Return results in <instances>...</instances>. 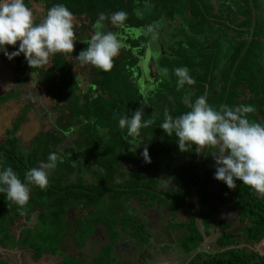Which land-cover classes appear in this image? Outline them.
<instances>
[{"label": "trees", "instance_id": "1", "mask_svg": "<svg viewBox=\"0 0 264 264\" xmlns=\"http://www.w3.org/2000/svg\"><path fill=\"white\" fill-rule=\"evenodd\" d=\"M39 1L47 9L56 4L65 5L78 21L79 30L84 29V23H95L99 13L110 17L118 11L126 12L125 27L116 29L118 36L124 37V46L111 71L92 68L89 88L82 94L73 82L67 59L76 58L87 48L85 39L79 40L71 54L58 53L50 57V69L45 72L43 66L30 68L23 54L14 57L15 86L0 95V104L18 97V88L25 75L37 74L38 84L58 115L54 122L56 130L39 133L24 152L17 146L16 133L24 121L28 108L25 104L10 128L3 132L0 171L11 167L21 182H26L25 173L41 162L46 163L50 153L55 152L63 162L58 161L49 175L46 190L30 186V199L23 209L8 201L5 193H0V243L5 242L8 249H30L33 257L38 258L43 253H60V245L65 239L73 241L75 233L78 238L73 245L79 249L94 237V230L103 227L111 243L126 236L141 248V252L153 253V233L146 229L145 222L135 219L136 214L128 202L139 199L143 208L165 205L168 210L183 211L184 199L190 189L208 182L214 157L211 155L213 149L205 148L198 154L193 145L187 152L180 151L187 158L186 163L173 164L169 159L175 173L173 192L178 194L179 200L164 198L156 190L159 169L156 157L147 149L151 163L144 162L141 153L151 145L145 146L142 142L158 136L178 148L175 135L169 137L160 127L164 122V111L175 118L190 111V103L202 95H206L209 104L217 109L222 104L230 108L252 106L254 112L248 114V119L264 121V0H215L216 7L211 0ZM158 21L177 22L173 27L174 39L157 44L162 53L158 66L161 70L167 68L168 73L145 81L150 89L142 119H151L154 123L142 128L139 136L132 137L127 135L126 128L119 127V119L124 116L130 119L142 105V93L134 81L141 74L138 61L147 49L150 27ZM138 29L142 34L135 37L129 34L130 30ZM6 48L12 52L18 46ZM180 67H187L196 83L185 84L177 90L174 69ZM72 130L75 134L71 142L73 147L60 152L58 145ZM135 140L139 142L137 148L133 147ZM126 167L129 169L125 172ZM87 174L91 176L90 182L85 181ZM236 185L233 193L223 194L232 201L241 227L231 233L230 224L215 223L214 232L218 234L215 245L221 251L195 253L202 235L196 226L195 215L190 214L188 222L181 226L187 233L180 240V246L184 254L191 255L186 264H264V256L254 251L264 237V198L240 181H236ZM212 199L208 191H201L197 214L203 220L213 210ZM75 207L92 211L76 220L73 226L67 215ZM30 213H34L33 227L24 228L19 239L14 240L9 234L13 220L21 216L29 219ZM99 238L101 236L96 237L95 248L103 244L98 242ZM241 243L251 249L239 247ZM105 247L112 246L106 244ZM99 249L101 254L102 246ZM110 253L105 260L101 257L98 261L97 256L83 263L108 264L109 261L114 264L117 258L112 256V250Z\"/></svg>", "mask_w": 264, "mask_h": 264}, {"label": "clouds", "instance_id": "2", "mask_svg": "<svg viewBox=\"0 0 264 264\" xmlns=\"http://www.w3.org/2000/svg\"><path fill=\"white\" fill-rule=\"evenodd\" d=\"M126 19L124 11L110 17L98 14L91 26V38L84 41L87 48L76 57L81 67L91 66L103 72L112 70L123 45L117 33L104 31V21L124 28ZM76 39L74 15L65 5L52 6L42 21L35 23L33 12L24 0H0V52L7 59L23 54L30 68H40L58 53L71 54ZM17 42L18 49L8 52L6 46H16ZM162 72L167 75L168 69L164 68ZM174 75L177 90L185 84L196 83L187 67L174 69ZM143 107L136 109L130 119L126 116L119 119V127L126 128L128 136H139L142 128L154 123L151 119H142ZM190 109L175 118L165 110L164 122L160 125L164 133L169 137L175 135L181 152L189 151L193 145L197 153H203L205 148L213 149L214 179L224 182L229 189H235L236 181H240L264 198V124L248 119L254 108L243 105L230 108L222 104L217 109L209 104L206 95H202L190 103ZM141 155L145 163H151L147 147ZM58 161L62 163V157L50 153L46 163L41 162L25 173L26 182H21L11 167H5L0 171V193H5L8 201L23 209L30 199V186L46 190L49 175ZM171 179L161 178V188L167 189Z\"/></svg>", "mask_w": 264, "mask_h": 264}, {"label": "rangeland", "instance_id": "3", "mask_svg": "<svg viewBox=\"0 0 264 264\" xmlns=\"http://www.w3.org/2000/svg\"><path fill=\"white\" fill-rule=\"evenodd\" d=\"M211 1L213 3L215 2V0H211ZM24 2L26 6H28L32 10L34 22L40 23L44 18V16H46L47 11L49 9L45 8L43 3L40 2L39 0H24ZM214 7H216V3H214ZM144 11H146V9ZM104 24H105L104 31H111L117 33L116 29L118 27L113 26L109 20L104 22ZM84 25H85L84 29L79 30L78 29L79 23L76 19H74V32L77 38L76 41L74 42V48L79 43L80 39L83 38L87 41L88 39L91 38L92 25H88L86 23H84ZM174 25L177 26V22H174L173 24H168V23H163L162 21H158L154 23L153 26L150 27L151 28L150 34L149 36H147V40H148L147 49L145 51L144 56L141 58L140 62L138 63L141 69V74L134 81L137 87H140V92L142 93L141 102L144 107L146 106L147 103V91L150 89V87L147 84H144L145 81H149L155 77H162L161 74H163L162 70L158 66V60L160 57H162L161 56L162 53L159 50V47L157 48V44H161V41L166 42V40L172 41L174 39L173 38ZM129 34L135 37L142 34V31L139 29L130 30ZM119 39L121 40L123 45L124 37L119 36ZM17 46H19V42H17ZM7 51L11 52V50L8 48ZM151 55L153 57V61L151 59ZM118 58L119 56L115 58V61ZM67 61L69 64L70 72L72 74L73 82L77 85L78 91L81 94L85 93L86 90L89 88L90 82L92 80V76L90 73L92 67L91 66L81 67V65L76 60V58L73 57L68 58ZM48 69H50L49 63L43 66L44 72L47 71ZM16 78L17 75L15 73L14 58L12 60H9L3 55V52H0V95H3L9 90L14 88ZM38 78L39 77L37 74L25 75V80L19 85L18 88L19 91L18 97L0 104V142L3 140V132L6 129L10 128L11 124L20 115L22 108L25 106V104H27L28 108L24 114V121L20 123L18 127V131L16 133V137L18 139L17 146L19 149H21L24 152H26L29 149L33 139L39 133L56 130L54 122L58 113L53 110L52 101L45 95L43 88L38 84ZM144 107H143V111H144ZM73 131L74 130L65 134L62 143L58 145V150L60 152L66 147H73V145L71 144L73 138H75L74 137L75 134L73 133ZM133 143H134L133 147L137 148L139 146V142L137 140H135ZM142 143L145 146L151 145V146H147V149L152 150V152L154 153L152 154L153 156L155 155L156 157V161L158 163L161 174L162 175L165 174V176H167L168 178L169 177L168 171L172 169V167H171V163H168L167 160L170 159L171 162H173V158L178 159L180 157L179 148L175 147L174 143L166 140H162L161 138H158V136L151 137L147 142H142ZM184 162L187 161L184 160ZM123 171H126V168ZM71 177H73V175ZM84 178L89 182L91 180V176L88 174L85 175ZM156 190L158 192H162V194L160 193L159 194L164 198L166 196L168 198H173V199L176 198L177 200H179L178 194H175L172 189L163 191L164 188L160 187V189H158V187L156 186ZM161 196H156V197L162 198ZM75 212H76L75 210H71L67 215L68 217L67 220L70 221L73 216H77ZM72 237H73L72 240L76 241L75 239L78 238L77 233H75ZM93 243L95 247L96 242ZM52 244L54 245L55 242H52ZM102 249L104 250V252L102 250L101 254L99 252L98 253L95 252L96 254L95 257L99 256L98 261L101 260V257L104 258L105 260V257H108V254L111 255L110 252L112 247L106 248L104 245L102 246ZM60 256H63V262H61L60 264H84L83 262L85 261L84 259L74 261L72 259H69L68 255L62 254ZM95 262H93L92 264H97V262L96 263ZM108 264H110L109 261Z\"/></svg>", "mask_w": 264, "mask_h": 264}, {"label": "crops", "instance_id": "4", "mask_svg": "<svg viewBox=\"0 0 264 264\" xmlns=\"http://www.w3.org/2000/svg\"><path fill=\"white\" fill-rule=\"evenodd\" d=\"M264 124V121L262 122ZM178 159L173 158V164L180 163L184 164V160L187 161V158L182 154H179ZM168 161V160H167ZM214 163V164H213ZM212 170L211 175L209 176L208 182L205 186L196 185L190 189L189 194L184 199V209L183 211H172L168 210L165 205L160 208H143L141 205V201L138 200H130L129 207L136 214L135 219L141 220L146 223V229L148 231H152L153 233V242L151 244V248L155 250V255L152 258H148L143 261L141 264H186L190 259L191 255H186L183 253V249L180 246V240L187 233L185 228H181V226L185 225L190 219V214L195 215V223L202 235V240L198 244L196 252H203L205 254H215L221 251L220 248L216 247L215 241L218 237V234L214 229V225L217 222H222L226 224H230L229 232L236 233L241 225L238 222V216L236 210L233 208V203L230 200H227L226 195L223 192L233 193L234 189H229L227 185L222 181H217L214 179V173L216 169L215 160L212 161ZM129 167H126V171ZM125 171V172H126ZM169 177H171V181L166 190H174L175 184L173 177L175 173L170 169L168 171ZM201 172V171H199ZM158 178H157V187L160 189V179H167V176L162 175L160 170L158 169ZM167 175V172H166ZM74 177V176H73ZM168 177V178H169ZM85 181H87L85 179ZM91 181V180H90ZM202 190L208 191L209 194L213 196L212 204L213 210L207 215V219H201L198 216V203L200 200V193ZM162 194V192H159ZM226 203V204H225ZM75 210V214L77 216L72 217L70 220L72 225L75 226L76 220H80L85 217L86 213L92 210L84 211L80 207H75L70 209ZM124 213V212H123ZM34 213L29 214V219H26L25 216H22L11 224L9 228L10 236L14 237V240H18L20 234L22 233L24 228H32L34 225ZM122 214V212H121ZM149 225V226H148ZM173 225V228L170 227ZM183 229V230H182ZM214 232V233H213ZM103 236L104 239H108V235L103 227H98L94 232V237L88 239L84 246L81 245L78 249L73 245V241L69 239H65L67 242V246L69 249H64V243L60 245V255H68L69 259L74 261L84 259L85 262H89L92 260L96 254L95 252H100V247L106 245V243L98 245L94 254H91L90 249H94L93 241H96L97 236ZM5 242L0 243V262H4L5 264H60L63 262V256L60 255H52L50 253H43L38 258L33 257V252L30 249H22V248H11L8 249L5 247ZM119 245V244H118ZM83 246V247H82ZM239 247H246L251 249V247L244 245L241 243ZM66 248V246H65ZM59 261V262H58Z\"/></svg>", "mask_w": 264, "mask_h": 264}, {"label": "flooded vegetation", "instance_id": "5", "mask_svg": "<svg viewBox=\"0 0 264 264\" xmlns=\"http://www.w3.org/2000/svg\"><path fill=\"white\" fill-rule=\"evenodd\" d=\"M150 52V51H149ZM147 56V54H146ZM151 59L153 61V57L151 55ZM141 58L139 59L138 63L140 62ZM154 63V62H152ZM139 66V64H138ZM160 78V77H157ZM100 236V235H99ZM95 247L97 246V241ZM92 242V243H93ZM99 243H106L111 244L112 246V256L114 258H117L116 262L114 264H141L143 261L147 260L148 258H152L155 255V251H152L153 253H146L141 252V248H139L137 245L133 243L132 239H127L126 236H121V238L115 240L113 243H111L110 239H104L103 236L99 238ZM119 244V245H118ZM67 242H64V249H69V246H67ZM66 246V248H65ZM90 249L91 254H94L93 252L96 250V248ZM154 254V255H153Z\"/></svg>", "mask_w": 264, "mask_h": 264}, {"label": "water", "instance_id": "6", "mask_svg": "<svg viewBox=\"0 0 264 264\" xmlns=\"http://www.w3.org/2000/svg\"><path fill=\"white\" fill-rule=\"evenodd\" d=\"M264 237L261 239V241L254 247V251L259 255V256H264ZM196 251V250H195ZM40 264V263H37Z\"/></svg>", "mask_w": 264, "mask_h": 264}, {"label": "built area", "instance_id": "7", "mask_svg": "<svg viewBox=\"0 0 264 264\" xmlns=\"http://www.w3.org/2000/svg\"><path fill=\"white\" fill-rule=\"evenodd\" d=\"M263 247H264V244H263Z\"/></svg>", "mask_w": 264, "mask_h": 264}]
</instances>
